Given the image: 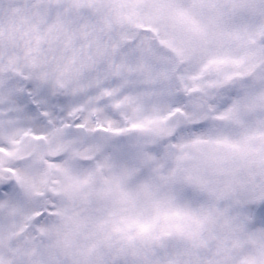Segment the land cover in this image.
Returning a JSON list of instances; mask_svg holds the SVG:
<instances>
[{
	"label": "snow or ice",
	"instance_id": "1",
	"mask_svg": "<svg viewBox=\"0 0 264 264\" xmlns=\"http://www.w3.org/2000/svg\"><path fill=\"white\" fill-rule=\"evenodd\" d=\"M0 264H264V0H0Z\"/></svg>",
	"mask_w": 264,
	"mask_h": 264
}]
</instances>
